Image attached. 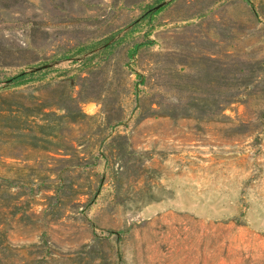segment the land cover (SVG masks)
Segmentation results:
<instances>
[{
    "label": "rangeland",
    "instance_id": "rangeland-1",
    "mask_svg": "<svg viewBox=\"0 0 264 264\" xmlns=\"http://www.w3.org/2000/svg\"><path fill=\"white\" fill-rule=\"evenodd\" d=\"M0 264H264V0H0Z\"/></svg>",
    "mask_w": 264,
    "mask_h": 264
},
{
    "label": "trees",
    "instance_id": "trees-1",
    "mask_svg": "<svg viewBox=\"0 0 264 264\" xmlns=\"http://www.w3.org/2000/svg\"><path fill=\"white\" fill-rule=\"evenodd\" d=\"M30 76L31 75H28L25 73L15 75V76L11 77L9 84L10 85H21V84L27 82L29 80ZM68 112H69V115L71 116L72 120H77L82 115V113L81 114H79V113L75 114L74 111H72L70 109L68 110ZM46 114H53V113L49 112ZM117 260L118 261L121 260V256L119 254H118Z\"/></svg>",
    "mask_w": 264,
    "mask_h": 264
}]
</instances>
